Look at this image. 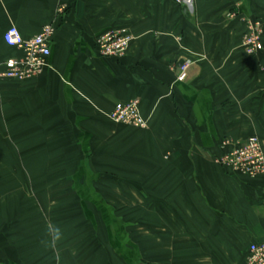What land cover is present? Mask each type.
<instances>
[{"label": "crops", "instance_id": "1", "mask_svg": "<svg viewBox=\"0 0 264 264\" xmlns=\"http://www.w3.org/2000/svg\"><path fill=\"white\" fill-rule=\"evenodd\" d=\"M0 0V66L54 23L49 66L0 81V264H247L264 243V178L218 158L264 149V0ZM125 29L120 60L96 45ZM264 44V36H263ZM183 73L186 76L181 79ZM140 101L147 130L109 119Z\"/></svg>", "mask_w": 264, "mask_h": 264}, {"label": "built area", "instance_id": "2", "mask_svg": "<svg viewBox=\"0 0 264 264\" xmlns=\"http://www.w3.org/2000/svg\"><path fill=\"white\" fill-rule=\"evenodd\" d=\"M194 16L196 0H177ZM56 33L54 23L45 25L41 32L30 39H25L18 28L12 27L4 34V42L21 52L20 57L10 58L0 66V81L28 82L38 78L49 66L52 55V42ZM264 23L257 20L247 22L243 48L249 57H254L264 50ZM134 42L132 34L125 29L111 30L102 35L97 42L98 55L103 59L120 60L125 58ZM185 73L181 76L183 79ZM109 119L116 124L130 125L139 130H147L149 122L140 110V101L118 103L109 114ZM218 164L235 173L252 179L264 178V149L257 136L245 140L238 148L218 158ZM247 264H264V243H253L248 249Z\"/></svg>", "mask_w": 264, "mask_h": 264}, {"label": "water", "instance_id": "3", "mask_svg": "<svg viewBox=\"0 0 264 264\" xmlns=\"http://www.w3.org/2000/svg\"><path fill=\"white\" fill-rule=\"evenodd\" d=\"M184 14H185L188 18L192 19V16L189 14V12H188V10H187L186 7H184Z\"/></svg>", "mask_w": 264, "mask_h": 264}]
</instances>
